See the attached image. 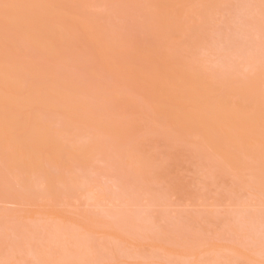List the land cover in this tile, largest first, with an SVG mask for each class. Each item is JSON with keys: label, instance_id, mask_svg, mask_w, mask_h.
<instances>
[{"label": "bare ground", "instance_id": "obj_1", "mask_svg": "<svg viewBox=\"0 0 264 264\" xmlns=\"http://www.w3.org/2000/svg\"><path fill=\"white\" fill-rule=\"evenodd\" d=\"M258 2L264 16V0ZM231 3L0 0L1 181L14 183L31 202L37 178L43 179L48 196L56 198L61 187H71L70 192L77 194L85 187L79 179L54 177L47 166L73 162L87 166L103 150L100 138L111 139L120 148L131 135L132 128L128 133L122 127L126 125L91 111L90 90L74 76L71 68L76 64H70L86 50L91 75L104 71L124 90L141 96L152 111L151 127L175 133L176 139L199 147L234 178L243 182L250 176L258 189L264 188V58L249 68L242 66L246 71L212 69L196 60L198 47L206 41V25ZM5 4L11 7L5 10ZM114 4L140 13L144 39L130 43L120 40L117 28L110 29L102 9ZM122 91L114 92L112 100L136 104V95ZM53 116L63 120L61 127L53 124ZM82 131L98 135L97 140L81 143ZM125 160L139 176L158 169L140 149L129 150ZM83 191L88 194L90 189ZM11 196L14 203L21 200Z\"/></svg>", "mask_w": 264, "mask_h": 264}, {"label": "rangeland", "instance_id": "obj_2", "mask_svg": "<svg viewBox=\"0 0 264 264\" xmlns=\"http://www.w3.org/2000/svg\"><path fill=\"white\" fill-rule=\"evenodd\" d=\"M258 1L232 0L210 19L205 44L197 49L201 65L246 71L264 58V16ZM120 6L102 9L104 19L109 16L105 23L117 28L120 40L144 39L140 13ZM85 51L70 64H76L74 76L90 90L91 111L126 125L122 127L131 135L120 148L98 137L103 150L87 166H47L54 177L75 176L90 194L83 187L79 194L61 187L54 198L37 178L31 202L14 183L1 181L0 166V264H264V188L258 189L250 176L243 182L234 178L175 133L151 127L152 111L141 96L124 90L104 71L91 75ZM118 91L136 95V104L112 100ZM51 120L57 127L63 124L60 117ZM82 132L81 143L97 140L98 135ZM136 149L158 167L151 173V165L149 177L126 165L127 152ZM12 194L21 200L14 203Z\"/></svg>", "mask_w": 264, "mask_h": 264}, {"label": "snow or ice", "instance_id": "obj_3", "mask_svg": "<svg viewBox=\"0 0 264 264\" xmlns=\"http://www.w3.org/2000/svg\"><path fill=\"white\" fill-rule=\"evenodd\" d=\"M4 8H5V10H7L9 7H11L10 5H7V4H5L4 6H3Z\"/></svg>", "mask_w": 264, "mask_h": 264}]
</instances>
